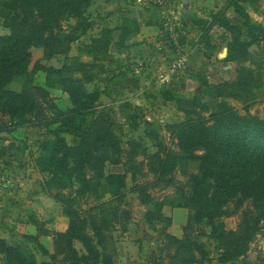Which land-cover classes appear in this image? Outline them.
Wrapping results in <instances>:
<instances>
[{
	"label": "trees",
	"instance_id": "trees-1",
	"mask_svg": "<svg viewBox=\"0 0 264 264\" xmlns=\"http://www.w3.org/2000/svg\"><path fill=\"white\" fill-rule=\"evenodd\" d=\"M258 2L228 0L224 12L212 15L211 23L191 20L192 25L201 28V41L208 50L215 49L210 35L213 27L220 26L231 35L226 61L237 66L234 78L212 85L206 77H197L193 81L203 90L192 99L178 98L170 88L163 90L161 98L176 103L184 114L183 121L165 127L179 152L165 144L160 126L145 122L144 137L157 148L156 153L149 154L142 142H124L108 113L96 112L104 92L87 89L99 74L105 73L102 64L112 61L114 30L103 29L79 49L80 54L92 59L90 63L76 57L60 69L40 63L30 69L33 48L43 50L44 60L67 58L72 46L88 35L94 26L86 17L92 0H0V18L9 30L7 35H0V134L24 127L29 118L44 131L47 139L34 161L39 173L47 175L42 182L44 192H56L53 198L69 219L65 232L48 231L34 222L36 236L22 235L14 245L0 237V264H113L109 234L115 223H121L126 232L123 221H133L125 207L129 175L136 184L133 191L149 208L145 216L149 226L160 221L169 227L171 220L162 213L164 204L156 201L150 191L161 182L172 185V175L178 171L189 178L192 193L182 195L181 205L177 206L189 210L184 238L161 232L167 240L166 251L174 250L171 264H211L205 246L192 236L194 225L201 224L210 229L209 238L220 252V263L229 264L244 256L264 222V119L250 113L256 91L264 88V63L262 56L249 51L256 45L264 52V26L254 23L245 8ZM230 9L243 20V28L227 19L225 11ZM129 17L121 21L120 47L139 30L137 22ZM151 22L160 25L154 16ZM184 25L188 26L186 22ZM38 72L46 74L49 87H59L68 95V110H61L45 88L34 84ZM18 81L22 82L21 92L12 91L10 86ZM207 98L211 102L206 103ZM230 100L245 105L246 114H240ZM131 119H137L136 115ZM70 131L79 141L76 146L64 138ZM140 157L146 160L156 182L138 184L137 177L145 166ZM191 164L198 165V173L188 176ZM107 166H122L125 172L107 174ZM91 197L96 205L82 209V202ZM245 206L248 209L243 210L237 229L227 230L223 219L238 215ZM43 236L52 237L53 254L40 243ZM76 243L82 245L81 251ZM28 244L36 245L50 262L39 263ZM153 263L161 264L155 259Z\"/></svg>",
	"mask_w": 264,
	"mask_h": 264
},
{
	"label": "rangeland",
	"instance_id": "rangeland-1",
	"mask_svg": "<svg viewBox=\"0 0 264 264\" xmlns=\"http://www.w3.org/2000/svg\"><path fill=\"white\" fill-rule=\"evenodd\" d=\"M163 3L159 6L154 3V0H92L91 6L86 11V17H89L94 26L87 36L83 37L79 43L72 46L70 55L66 57H55L51 60H44L43 50L40 48H33L32 52V64L30 69L32 70L37 63H40L46 67H53L60 69L65 64H71L72 60L78 57L83 62L90 63L92 59L86 55L80 54L79 49L90 43L92 37L98 36L103 29L110 28L113 31L114 43L110 48V56L112 57L113 65L111 66L109 61L103 63L102 66L106 68L105 73L99 74L93 83L87 85L89 91L100 90L103 91V95L108 93L112 76L116 72L120 76H126L129 78H137L142 76L146 71L147 63H144V47L149 50L148 59L153 58L151 52H157L164 55L165 71H162L161 77L157 76L152 80L155 85L158 83V90L148 94L145 98L144 95L137 89L128 91V93H122L114 100H110V106L99 105L101 100L96 105V112L101 113L104 111L108 113L114 123V129L116 133L121 137L124 142L130 139L142 142L149 154L157 152L155 144L150 139L144 137V124L145 122L152 123L156 127L162 128L161 136L165 140V144L172 150L179 152L178 147L171 141L169 133L165 127L169 124H175L184 120V114L179 111L176 103H170L164 101L160 93L170 88L172 92L178 98L192 99L195 95V91L187 92L180 89L182 83H186L188 80H193L197 77H206L207 81L212 85H219L227 81H231L234 78V72L236 65L234 63L227 62V44L231 41V35L222 27H213L210 35L212 39V46L215 49L208 50L205 47V43L201 41L202 31L196 25L194 27L185 26L184 15L178 12L177 7L174 5L175 0H158ZM157 1V2H158ZM228 0H193L192 7L187 10L188 16L191 20H197L194 16H199L204 20L212 22V15L224 12ZM134 9V12L130 9ZM245 8L251 18L256 24L264 26V0H259L256 3L246 4ZM142 14H148L149 19L144 22V16ZM155 12H159V22L161 25H155L159 28L160 34L157 39H152L150 33L144 30V26L150 27L154 25L151 22V16ZM227 19L232 25H237L241 28L244 27L243 20L235 14L233 9L225 11ZM130 20H135L139 26V30L133 33L129 40H127L122 47L118 45L120 39V26L121 21L125 16H128ZM131 14V15H130ZM138 14V15H137ZM200 14V15H199ZM194 18V19H193ZM187 23V22H186ZM74 24V22H71ZM207 27V26H206ZM175 28L176 32H179V40L177 47L171 42L169 38V31ZM189 28H191L189 30ZM9 30L5 27L4 20L0 18V35H7ZM168 34V35H167ZM144 44L146 46H144ZM155 49V50H154ZM259 49V48H258ZM154 50V51H153ZM116 51V54H115ZM114 53V54H113ZM263 57L264 52L261 49L257 52ZM117 58V59H115ZM176 58L181 60L184 58L186 62L179 67H176L174 63ZM150 64V62H149ZM151 65L148 66V68ZM145 68V69H144ZM96 71V70H95ZM145 71V72H144ZM160 73V74H161ZM158 81V82H157ZM34 84L39 87L45 88L51 95L55 104L61 110H68L71 107L69 97L59 87H49L46 84V74L44 72H38L35 77ZM126 84L117 86V91L120 92L121 88H126ZM10 89L15 92H21L22 82H16L10 86ZM129 90H131L129 88ZM201 94V93H200ZM256 101L250 107V113L255 116H259L264 119V88L256 91ZM145 99V102H144ZM206 103L211 102V99H206ZM230 103L238 110L242 115L246 112L243 110L245 105L230 100ZM97 106L100 110H97ZM130 107V108H129ZM129 108V109H128ZM137 119H131L135 116ZM96 116V114H95ZM95 116H90V119ZM28 123L24 124L22 128H14L11 133L0 134V174H4L8 187L3 190V198L0 202V237L6 239L10 244L21 241V233H27L30 235V229L25 225L30 221V216L23 212V209L27 210V213L36 212L37 223L43 227H47L48 231L55 230L51 222H54L56 228L61 229L60 221L58 220V211H60V205L54 200L53 196L56 194L44 192L42 182L47 178V175L40 174L36 167L34 158H38L41 151L43 142L47 137L43 135L44 132L33 125L34 119L29 118ZM138 126V130H134V126ZM69 145L76 146L79 141L74 137V132L70 131L64 135ZM176 143V141H175ZM139 161H144V157H140ZM5 162V163H3ZM8 162L7 166L5 165ZM145 166L142 170V174L138 175V184L154 183L156 177L149 171L146 160ZM125 169L122 166H107L106 173L122 174ZM198 173V165L191 164L187 168V174L194 175ZM34 174V177H32ZM29 175V176H28ZM146 175V177H144ZM22 176L28 177L30 181H34L36 189L39 195L44 199L38 200L36 195H28V190L34 188L33 183L28 187L27 191L24 190L22 185ZM1 177H3L1 175ZM174 179L172 185H167L165 182H159V187L151 189L150 193L152 197L164 204L162 213L164 216L171 220V225L166 227V222H155L154 226H149L145 220V216L149 211V208L142 204L139 196L133 190L136 184L131 180L129 175L127 181L126 192V209L132 213L133 221L127 226V231H123L121 223H115V227L109 234L111 238L110 246L108 247L109 254L113 258V264H154V259L161 262V264H171L170 256L174 254V250L170 253L166 251L167 240L164 239L161 232L165 230L168 234L183 239L184 228L188 222L189 210L184 208H178L177 206L182 202V195H190L192 193V185L188 177H184L181 172H175L172 175ZM35 189H33V192ZM22 192V193H20ZM67 193V192H65ZM51 194V195H50ZM50 197L55 204L50 201ZM109 196L106 195V200ZM8 203V205H7ZM42 203L41 205H39ZM95 198L91 197L82 202V209L87 210L96 205ZM49 204V205H47ZM53 206V208H52ZM12 209V210H11ZM248 209V206L243 207L238 215L225 218L223 222L225 227L229 231H234L240 222L243 210ZM23 212V213H21ZM187 214V216H186ZM25 215V216H24ZM53 218V219H52ZM176 224L174 226L173 220ZM53 220V221H52ZM56 223V224H55ZM57 232V231H54ZM193 237H198L199 243L205 246L207 253L210 256L211 264L220 263V252L216 249V243L209 238L210 229L206 225L201 224L199 226L194 225L192 232ZM34 236V235H31ZM41 243V242H40ZM44 247L50 254L54 253V241L51 238H43ZM30 251H32L39 263L50 262V258L44 256L36 245H27ZM76 249L81 251L82 245L76 243ZM162 252V253H160ZM2 260V256H0ZM62 258H59L61 261ZM264 260V222L260 226V231L250 244L248 251L241 259H238L229 264H261ZM63 264V263H60Z\"/></svg>",
	"mask_w": 264,
	"mask_h": 264
},
{
	"label": "crops",
	"instance_id": "crops-1",
	"mask_svg": "<svg viewBox=\"0 0 264 264\" xmlns=\"http://www.w3.org/2000/svg\"><path fill=\"white\" fill-rule=\"evenodd\" d=\"M175 1L176 2H175L174 5L177 7L176 9L181 14V10L183 8V2H182V0H175ZM192 3H193V0H188V8H187V10L192 7ZM187 10H186V13H187ZM130 11L131 12L132 11L134 12V9L131 8ZM139 15L141 17L144 16V22H147L148 21V19H149V15L148 14H142L141 12H139ZM188 15L189 14L187 13V17L184 16L185 17V22H187L188 26L192 28L194 26L192 25L191 18ZM194 18L202 19L203 17L200 18L199 16H194ZM158 20H159V18H158ZM191 28H189V30ZM144 30L147 31L148 33H150V36L152 37V39H157L158 37H160L159 36V34H160L159 28L157 26H155V25H152L150 27L144 26ZM144 46H146V45L144 44ZM115 54H116V51H115ZM152 54L154 55L153 58L148 59L147 56L149 55V50L146 47H144V60L143 61H144V63H147L146 71L149 72V75L148 76L146 75V72L144 71L145 73L142 76H138L137 78H129V77L126 78V76H123V75L120 76L116 72V74H114L112 76V78H111V80H113V81L109 85L110 86V89L108 90V93L105 94V95H103L102 100H101L100 104H98V106L99 105H103L104 103H107V104H105V106L106 105L107 106H110V103H109L110 100L116 99L118 96L122 95L123 92L124 93H128V91H133V89L134 90H136V89L138 90L139 89L138 91H140L142 93V95H144V98L148 94H150L151 92H153V91H160V90H158L159 89L158 88V86H159L158 83L155 85V83L153 84L152 80H154L157 76L161 77L162 73H164L162 71H165L166 70L165 67L167 68V66L165 65V62H164V60L166 58H164V55L158 54L157 52L156 53L155 52H151V55ZM115 59H117V58H115ZM149 62H150V64H149ZM110 65L111 66H114L113 65V61L110 63ZM149 65H151V66L148 68ZM123 84H126L125 86H126L127 89L121 88L120 89V92H118L117 91V86L123 85ZM129 88L131 90H129ZM144 102H145V99H144ZM98 106H97V110H100L101 111L100 107H98ZM105 106H102L103 112H105L104 111V107ZM32 177H34V174H33ZM21 182H22V185H24V187H25L24 188L25 192L27 191L28 187H30L31 184L33 183L35 185V186H33L34 188L31 187V189L28 190L27 194L28 195H31L33 197H34V195H36L35 198H37L40 201L44 200L40 195H39V197H37L38 196V190L36 189V184H35L34 181H30L28 177L22 176ZM33 189H35L34 190L35 192H33ZM20 193H22V192H20ZM48 198L50 199V201H52L55 204V202L50 197H48ZM41 204L42 203H40L39 205H41ZM7 205H8V203H7ZM47 205H49V204H47ZM52 208H53V206H52ZM23 212L25 213V215L27 214V216L28 215L30 216V221L28 223H25V225L28 227V229H30V235L36 236L37 235V229H36V226H35V223H34V222H38V220H36V217H37L36 216L37 215L36 212H34V213L32 212V213L29 214V213H27V210L26 209H23ZM23 212H21V213H23ZM58 213H59V215L57 217H58V220L60 221L59 222L60 225L62 226L61 229L58 230V228H56L55 225H53L54 222H51L50 225H52V227L55 228V230H53V231L65 232L68 229V226H69V219L63 214L62 209L60 211H58L56 214H58ZM186 216H187V214H186ZM37 218H39V217H37ZM173 223H174V226H175V224H176L175 219L173 220ZM37 224L40 225L39 223H37ZM40 226H42V225H40ZM45 229H47V227ZM49 229H51V228H49ZM49 229H47V230H49ZM21 233L23 235L27 234V233H24L22 231H21ZM177 237L179 239V236H177ZM43 238H51V237H44V236L43 237H40L39 240H40L41 244L44 245Z\"/></svg>",
	"mask_w": 264,
	"mask_h": 264
},
{
	"label": "water",
	"instance_id": "water-1",
	"mask_svg": "<svg viewBox=\"0 0 264 264\" xmlns=\"http://www.w3.org/2000/svg\"><path fill=\"white\" fill-rule=\"evenodd\" d=\"M182 2H183V8H182V10H181V13H182L185 17H187L186 10H187V8H188V0H182ZM153 16H154V20H158V18H159V16H160V15H159V12H155V13L153 14ZM249 51H250L251 54L257 55V52L259 51V49H258V47H257L256 45H254V46H252V47L250 48ZM180 88H181L182 90H186L187 92L195 91V92H198V93H201L202 90H203V87L200 86L198 82H195V81H193V80H188L186 83H182V84L180 85Z\"/></svg>",
	"mask_w": 264,
	"mask_h": 264
},
{
	"label": "built area",
	"instance_id": "built-area-1",
	"mask_svg": "<svg viewBox=\"0 0 264 264\" xmlns=\"http://www.w3.org/2000/svg\"><path fill=\"white\" fill-rule=\"evenodd\" d=\"M158 0H154V3L156 4V5H163V3L162 2H160V1H158ZM179 32H176L175 31V28H172L170 31H169V38L171 39V42L177 47L178 45H177V42H178V40H179V34H178ZM176 62L174 63V65H176V67H179L180 68V66L181 65H183V63L184 62H186V60L184 59V58H182L181 60H178L177 58H176V60H175ZM1 175L3 176V177H1ZM4 174H0V202H1V198H3V194H4V192H3V190H5V187H8V184H7V182H5V180H6V178H4Z\"/></svg>",
	"mask_w": 264,
	"mask_h": 264
}]
</instances>
